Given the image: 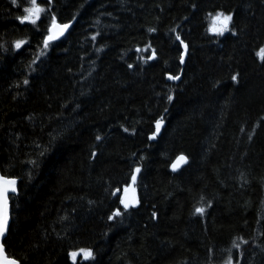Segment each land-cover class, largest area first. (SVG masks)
I'll return each instance as SVG.
<instances>
[{"label":"trees","instance_id":"1","mask_svg":"<svg viewBox=\"0 0 264 264\" xmlns=\"http://www.w3.org/2000/svg\"><path fill=\"white\" fill-rule=\"evenodd\" d=\"M17 4L0 0V173L18 181L8 258L264 264V0H52L36 26ZM218 11L236 35L208 31ZM52 15L72 27L45 48ZM179 155L189 164L172 173ZM126 185L139 203L125 211Z\"/></svg>","mask_w":264,"mask_h":264},{"label":"snow or ice","instance_id":"2","mask_svg":"<svg viewBox=\"0 0 264 264\" xmlns=\"http://www.w3.org/2000/svg\"><path fill=\"white\" fill-rule=\"evenodd\" d=\"M47 3L51 4L52 0H27V5L24 6L22 9L23 14L17 15L16 19L19 20L21 24H30L33 26H36L38 22L41 20L42 14L46 13L49 11V9H46L45 7L41 6V3ZM12 3L14 5L20 6L17 4V0H12ZM212 20V25L208 29L209 32L214 34L215 36H223L225 33H231L232 35H236L237 33L233 30L231 27L233 23V14L231 12L225 13L224 11H218L215 13V15H212L211 13L209 14ZM51 23L50 26L47 28L48 35L44 37V47L48 48L50 42L58 40L61 36L64 35V33L68 30L70 27L69 23H58L57 18L55 15H52L50 17ZM149 32H155V28H149ZM173 32H175V29H172ZM95 39V37H93ZM175 39L179 41L180 46L183 48V53L180 55V63L183 64L185 60V54H187L188 51V44L185 43L183 39H181L180 35L177 34L175 36ZM15 47L17 49L21 48L23 44L26 43L24 40H17L14 42ZM151 48V44H148L143 51L147 52L148 49ZM137 51H141V49H137ZM259 56L261 62H264V47H261L259 52L257 53ZM156 56L155 49H152V55L148 57V59H154ZM141 59H144L141 57ZM129 68L132 67L131 64L128 65ZM167 78L169 80H179L180 76L176 75L173 76L171 74H168ZM233 81H237L238 79V74L233 75L231 77ZM25 84L28 83L27 80L24 81ZM169 100H172V96L169 95L168 97ZM163 124V118L157 119L155 121V132H153L151 135H149L148 139L149 140H154L156 136L159 134L161 126ZM125 132L128 131L127 128L124 129ZM97 140H100L101 137L97 136ZM96 153H93V156H95ZM182 162H186V157L183 155H180L177 157V162L172 164V168L175 171L178 167L179 164ZM33 163H35L33 161ZM141 171L140 167L137 166L133 174L131 176V181L132 184H135L136 182V174ZM17 179L12 176L0 174V238L4 237V234L7 230V223H8V193H16L17 192ZM120 189L117 188L116 192H119ZM124 195L123 197L120 198V204L123 205V209L126 211L131 207H135L139 201L136 197V189L132 187L131 185H126L123 189ZM208 207H211V204L209 203ZM195 212L203 215L205 212V208L203 206L197 207L195 209ZM122 215L121 210L118 208L116 209L111 215L108 216V219L111 221L114 219V217H119ZM157 213L153 212L152 217L156 218ZM234 247H239L238 244H235L234 242ZM79 255H82L85 260H94L95 259V253L92 249L90 248H81L78 251H72L69 253V256L71 257L73 264H76L77 257ZM0 264H18V261L14 259H9L6 254H5V248L4 244L0 243ZM228 264H231V257H229V262Z\"/></svg>","mask_w":264,"mask_h":264},{"label":"water","instance_id":"3","mask_svg":"<svg viewBox=\"0 0 264 264\" xmlns=\"http://www.w3.org/2000/svg\"><path fill=\"white\" fill-rule=\"evenodd\" d=\"M71 27H72V24H70V27H69L68 30L64 33L63 36H61L58 40L52 41V42H50V43L57 42V41H59L61 38H63V37L68 33V31L71 29ZM155 57H156V56H155ZM163 127H164V125L161 126L160 132H159V134L156 136V138H157L158 136L161 135ZM156 138H155V139H156ZM155 139H154V140H155ZM154 140H153V141H154ZM176 162H177V159L175 160L174 163H176ZM188 164H189V160L186 158V162H182V163H180V164H179V167H178L175 171L173 170L172 165H171V171H172V173H178V172H180L183 168H185ZM0 174H1V173H0ZM16 187H17V192H18V181H17V185H16ZM17 192H16V193H8V223H7V230H6L5 234H4V237L0 238V243H3V242H4V239H5L6 236H7V233H8V230H9V226H10V221H11V218H10V197L16 195ZM4 248H5V247H4ZM5 254H6V252H5ZM6 256H7V254H6ZM7 257H8V256H7ZM9 259H10V258H9Z\"/></svg>","mask_w":264,"mask_h":264},{"label":"bare ground","instance_id":"4","mask_svg":"<svg viewBox=\"0 0 264 264\" xmlns=\"http://www.w3.org/2000/svg\"><path fill=\"white\" fill-rule=\"evenodd\" d=\"M69 24H71V23H69ZM61 39H62V38H61ZM61 39H60V40H61ZM60 40H59V41H60ZM155 58H156V57H155ZM155 58H154V59H155ZM154 59H151V60H154ZM185 59H186V57H185ZM180 79H181V77H180ZM180 79H179V80H170V81L178 82V81H180ZM162 125H165V124L163 123ZM163 128H164V127H163ZM162 130H163V129H162ZM158 137H159V136H158ZM158 137H157V138H158ZM155 140H156V139H155ZM155 140H154V141H155ZM152 141H153V140H152ZM179 156H180V155H179ZM183 156H185V155H183ZM185 157H186V156H185ZM186 158L188 159V157H186ZM176 159H177V157H176ZM176 159H175V160H176ZM174 162H175V161H174ZM174 162H173V163H174ZM173 163H172V164H173ZM170 170H171V166H170ZM171 172H172V171H171ZM133 185H134V184H133ZM122 197H123V196H122Z\"/></svg>","mask_w":264,"mask_h":264}]
</instances>
